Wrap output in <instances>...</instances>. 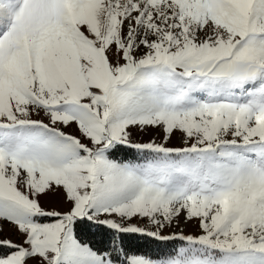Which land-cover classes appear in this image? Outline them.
Here are the masks:
<instances>
[{
	"label": "snow or ice",
	"instance_id": "snow-or-ice-1",
	"mask_svg": "<svg viewBox=\"0 0 264 264\" xmlns=\"http://www.w3.org/2000/svg\"><path fill=\"white\" fill-rule=\"evenodd\" d=\"M0 264H264V0H0Z\"/></svg>",
	"mask_w": 264,
	"mask_h": 264
},
{
	"label": "rangeland",
	"instance_id": "rangeland-1",
	"mask_svg": "<svg viewBox=\"0 0 264 264\" xmlns=\"http://www.w3.org/2000/svg\"><path fill=\"white\" fill-rule=\"evenodd\" d=\"M174 142H175V141H174ZM188 230H192V226H191V225L188 226Z\"/></svg>",
	"mask_w": 264,
	"mask_h": 264
}]
</instances>
